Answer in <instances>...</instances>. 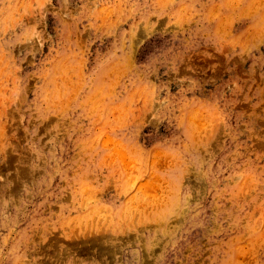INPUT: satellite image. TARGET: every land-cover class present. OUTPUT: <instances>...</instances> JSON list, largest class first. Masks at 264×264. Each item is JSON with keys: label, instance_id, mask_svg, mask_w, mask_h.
Segmentation results:
<instances>
[{"label": "rangeland", "instance_id": "374dc122", "mask_svg": "<svg viewBox=\"0 0 264 264\" xmlns=\"http://www.w3.org/2000/svg\"><path fill=\"white\" fill-rule=\"evenodd\" d=\"M0 264H264V0H0Z\"/></svg>", "mask_w": 264, "mask_h": 264}]
</instances>
